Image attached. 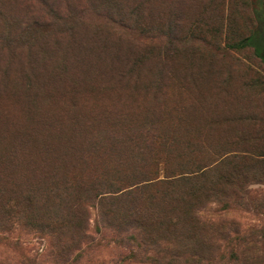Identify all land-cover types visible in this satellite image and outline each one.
Here are the masks:
<instances>
[{
    "label": "rangeland",
    "instance_id": "1",
    "mask_svg": "<svg viewBox=\"0 0 264 264\" xmlns=\"http://www.w3.org/2000/svg\"><path fill=\"white\" fill-rule=\"evenodd\" d=\"M260 2L0 0V264H264V63L239 46ZM116 171L196 178L159 228L93 202L88 238L45 225L54 183Z\"/></svg>",
    "mask_w": 264,
    "mask_h": 264
},
{
    "label": "trees",
    "instance_id": "2",
    "mask_svg": "<svg viewBox=\"0 0 264 264\" xmlns=\"http://www.w3.org/2000/svg\"><path fill=\"white\" fill-rule=\"evenodd\" d=\"M259 4L262 8L255 10L257 26L239 42V46L251 47L254 55L264 63V3L260 2ZM154 138L160 139L158 136ZM161 140L163 139L161 138ZM133 142L132 139L130 143L134 147ZM159 143L156 140H151L148 142V145L156 147ZM163 144L167 147L165 140ZM94 145H97V143ZM160 169L165 172L169 169V166L164 163ZM119 172L116 171L118 173L117 176H113L112 173L110 175H97L89 178L81 176L77 182H74L77 175H73L72 177L65 176V179L61 183H54L45 192L49 196L54 191L52 193L53 200L52 202L46 200L45 204L46 207L56 208V210H48L51 213L53 212L54 217L51 218L50 222L43 221L48 222L45 225H51V223L58 224L60 230L65 231L69 229L66 222L71 218L77 217L81 221L74 224L73 233L79 231L80 238H88L89 236L86 234V213H88L86 204L93 202L97 205L100 216L102 218L105 217L107 220H141L144 222L143 226L145 227H149L154 222H157L156 227H158L163 225L164 222L169 223V221L174 220L167 214L160 215L158 212H165L166 209L170 210V208L176 206V203L180 207L189 203L186 200L188 197L185 187L188 186V182L196 178L193 175H190L192 177L184 175L185 173H190V171H181L175 175L166 173L162 179L154 180L151 177H145L133 182H126L127 178L123 177V175L120 177ZM12 191L14 194H17V198L14 197L12 199L15 201L16 206L22 203L24 208L26 206L28 211H32V209H36L40 204L38 193L32 194L29 191L22 192L17 189H13ZM17 199L21 201L17 203ZM8 202H10V198H5L0 205V210H3L0 216L1 223L8 219L10 220V215L15 216L18 213V211L14 210L10 211L9 207L6 210ZM121 206L126 208H124L126 213L120 211ZM69 209L73 212L71 215L65 213V210ZM75 212L79 213V215L75 216ZM183 219L187 220L188 218ZM175 221H177V218H175ZM147 233L155 236L151 231ZM73 239L74 236L72 234L70 240L73 241ZM57 256L65 259V262L70 260L67 258V254H57Z\"/></svg>",
    "mask_w": 264,
    "mask_h": 264
}]
</instances>
